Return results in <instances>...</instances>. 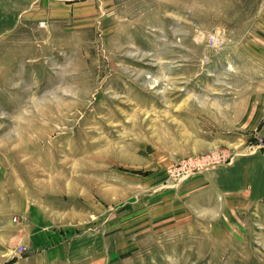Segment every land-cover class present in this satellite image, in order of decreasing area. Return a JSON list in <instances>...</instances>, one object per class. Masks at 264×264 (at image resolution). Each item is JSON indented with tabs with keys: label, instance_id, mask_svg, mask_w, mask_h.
<instances>
[{
	"label": "rangeland",
	"instance_id": "obj_1",
	"mask_svg": "<svg viewBox=\"0 0 264 264\" xmlns=\"http://www.w3.org/2000/svg\"><path fill=\"white\" fill-rule=\"evenodd\" d=\"M0 264H264V0H0Z\"/></svg>",
	"mask_w": 264,
	"mask_h": 264
},
{
	"label": "built area",
	"instance_id": "obj_2",
	"mask_svg": "<svg viewBox=\"0 0 264 264\" xmlns=\"http://www.w3.org/2000/svg\"><path fill=\"white\" fill-rule=\"evenodd\" d=\"M213 40V43L215 44V42H216V40H217V38L215 37L214 39H212Z\"/></svg>",
	"mask_w": 264,
	"mask_h": 264
},
{
	"label": "crops",
	"instance_id": "obj_3",
	"mask_svg": "<svg viewBox=\"0 0 264 264\" xmlns=\"http://www.w3.org/2000/svg\"><path fill=\"white\" fill-rule=\"evenodd\" d=\"M49 8H52L51 6ZM66 8V7H65Z\"/></svg>",
	"mask_w": 264,
	"mask_h": 264
}]
</instances>
